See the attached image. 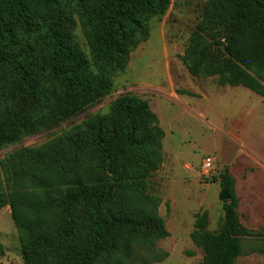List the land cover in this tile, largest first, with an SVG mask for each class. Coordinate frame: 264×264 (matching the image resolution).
I'll return each mask as SVG.
<instances>
[{"label": "trees", "instance_id": "16d2710c", "mask_svg": "<svg viewBox=\"0 0 264 264\" xmlns=\"http://www.w3.org/2000/svg\"><path fill=\"white\" fill-rule=\"evenodd\" d=\"M169 3L0 0V116L14 105L24 110L13 124L0 122L2 138L11 143L50 130L101 101L129 55L148 41L151 19ZM74 15L90 60L73 36ZM182 60L194 77H216L220 86L264 98V0H208ZM163 137L148 101L124 93L108 115L0 162V210L10 209L23 263L141 264L137 250L169 236L144 194L146 179L162 164ZM133 178L136 184L119 187V180ZM219 184L229 195L219 232L208 231L205 211L191 234L203 253L199 264L264 256V230L240 222L228 170Z\"/></svg>", "mask_w": 264, "mask_h": 264}, {"label": "rangeland", "instance_id": "374dc122", "mask_svg": "<svg viewBox=\"0 0 264 264\" xmlns=\"http://www.w3.org/2000/svg\"><path fill=\"white\" fill-rule=\"evenodd\" d=\"M207 1L170 0L166 11L151 19L148 41L129 55L124 71L113 76L111 90L101 101L50 130L15 142L7 143L0 134L2 162L20 148L41 147L97 116L108 115L114 100L124 93L148 101L164 137L162 164L149 174L144 194L152 198L148 208L165 221L169 236L137 250L141 264L201 263L203 253L191 234L197 216L205 211L208 231L219 232L224 216L219 177L225 170L235 179L240 222L247 229L264 230V98L242 87L220 86L216 77H194L182 60ZM73 19V36L90 60L77 16ZM23 112L19 104L14 105L1 114L0 122L13 124ZM206 158H211L213 165L203 174L201 165ZM137 182V178L121 179L118 185L124 188ZM0 244V264H24L8 207L0 210ZM158 257L162 261L154 262ZM236 264H264V256H241Z\"/></svg>", "mask_w": 264, "mask_h": 264}, {"label": "built area", "instance_id": "2783aa9c", "mask_svg": "<svg viewBox=\"0 0 264 264\" xmlns=\"http://www.w3.org/2000/svg\"><path fill=\"white\" fill-rule=\"evenodd\" d=\"M213 161L211 158H206L202 165L201 170L203 174H208L212 170Z\"/></svg>", "mask_w": 264, "mask_h": 264}, {"label": "water", "instance_id": "95a60500", "mask_svg": "<svg viewBox=\"0 0 264 264\" xmlns=\"http://www.w3.org/2000/svg\"><path fill=\"white\" fill-rule=\"evenodd\" d=\"M219 199L221 202H225L229 200V195L226 189H222Z\"/></svg>", "mask_w": 264, "mask_h": 264}]
</instances>
